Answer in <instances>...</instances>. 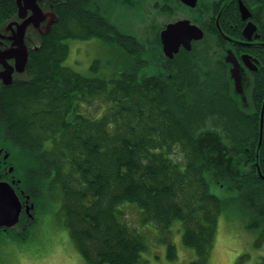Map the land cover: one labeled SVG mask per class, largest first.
Wrapping results in <instances>:
<instances>
[{"label": "trees", "instance_id": "1", "mask_svg": "<svg viewBox=\"0 0 264 264\" xmlns=\"http://www.w3.org/2000/svg\"><path fill=\"white\" fill-rule=\"evenodd\" d=\"M79 11L78 5L72 29L63 21L28 81L13 84L19 89L7 92L0 105L11 132L38 138L40 184L60 190L70 236L86 263L146 264L141 263L143 237L117 219L118 206L134 203L142 210L141 224L164 233L169 259L175 258L170 228L179 222L182 243L195 254L189 264H205L224 204L210 183L224 191L231 186L232 199L248 206L254 248H264V183L252 171L242 174L238 164L229 172L226 119L221 111L213 120L207 72L200 69L196 83L191 60L169 75H145L142 66L131 63L144 55L137 52L141 41L107 38L96 24L85 26ZM91 38L119 48L132 58L130 64L112 77L101 73L97 61L91 76L67 68L65 41ZM223 104L218 95L217 108ZM92 105L103 109L99 117L96 107L82 114ZM175 154L180 161L172 160Z\"/></svg>", "mask_w": 264, "mask_h": 264}, {"label": "flooded vegetation", "instance_id": "2", "mask_svg": "<svg viewBox=\"0 0 264 264\" xmlns=\"http://www.w3.org/2000/svg\"><path fill=\"white\" fill-rule=\"evenodd\" d=\"M78 5L85 26L96 24L107 38L125 35L142 42L137 52L144 55L131 63L142 66L145 75H169L168 71H180L192 60L197 68L193 80L201 83L199 70H205L208 77L204 83H208L212 95L213 120L221 116V111L226 119L224 140L229 172L232 174V165L238 164L242 174L252 171L259 178V169L264 176V0H34L24 10L18 8L16 0H0V73L15 66L17 54L11 53L8 58L4 55H10L16 28L28 22L23 25L21 44L26 49L25 70L29 74L37 65L38 55L46 49V42L54 45L52 39L63 21L72 29L70 20ZM51 16L54 21L47 29ZM125 16L142 18L137 35L122 30L124 25L119 19ZM32 18L38 21L37 25H32V21L29 24ZM180 23L186 27L189 39L184 40L181 32L173 35L166 41L172 56H166L161 34ZM117 50L129 65L132 58L128 61L125 53ZM26 74H13L12 83H23ZM19 87L0 83V102L7 99V92ZM218 95L224 99L222 110L216 105ZM92 106L83 109L87 111ZM95 107L99 117L103 109ZM1 108L2 105L0 182L7 183L20 201L16 226L22 233L34 225L40 199L39 143L36 136L11 132L3 122ZM82 114L85 115L84 111ZM259 180L264 183L261 177ZM227 191L235 195L231 186ZM10 236V229L0 228V240Z\"/></svg>", "mask_w": 264, "mask_h": 264}, {"label": "rangeland", "instance_id": "3", "mask_svg": "<svg viewBox=\"0 0 264 264\" xmlns=\"http://www.w3.org/2000/svg\"><path fill=\"white\" fill-rule=\"evenodd\" d=\"M123 31L137 35L142 18L125 16L119 19ZM69 53L63 62L73 71L91 76L90 66L96 61L106 77L115 75L127 62L116 47H110L95 39L84 43L66 40ZM107 62V65L105 64ZM116 67V68H115ZM91 109H83L85 115ZM100 111V110H99ZM172 160H179L173 155ZM40 199L35 213V223L27 232L0 240V264H87L71 239L66 223L65 210L61 207V192L56 187L47 188L40 184ZM210 191L223 199L216 235L205 264H262L264 248H254L256 232L249 229L251 220L248 206L232 199L233 194L210 183ZM227 198H231L228 200ZM142 210L134 203H124L117 207V219L131 231L144 239L146 250L141 254V263L146 264H189L195 260L191 248L182 243V227L179 222L171 225V242L175 248V258L167 257V244L164 233L152 224H141Z\"/></svg>", "mask_w": 264, "mask_h": 264}, {"label": "water", "instance_id": "4", "mask_svg": "<svg viewBox=\"0 0 264 264\" xmlns=\"http://www.w3.org/2000/svg\"><path fill=\"white\" fill-rule=\"evenodd\" d=\"M34 0H16L17 6L19 9H25L27 6H29ZM33 8V7H32ZM33 13V12H32ZM53 15V14H51ZM54 16V15H53ZM51 16L48 24L47 29L50 27V25L53 23L54 17ZM32 21V25H37L38 21L35 20V18H32L29 22V24ZM28 22H25L19 26V28L14 31L12 40H11V49H9L10 55H4L5 58L11 57V53L17 54V60L15 62L14 68H10L9 71L5 70L0 73V83H3L4 85H10L13 82V74H16L18 77H20V74L25 72V64L27 61V53L26 49L21 44V39L23 38V33L25 27L23 25H27ZM186 27L183 25V23L176 24L169 26L167 31L161 34L162 41L164 42V51L165 55L171 57L170 51L167 50L168 45L166 44V41H168L169 38H172L173 35H175L178 32H181V37L184 40H188L189 38L186 36L185 33ZM174 51H176V47L173 48ZM20 50V53H19ZM22 51V52H21ZM20 55V58H19ZM258 175L261 177V179L264 180V176L261 175L259 169H258ZM21 211V204L14 193L13 189L5 182H0V228L5 229H14V226L19 221V214Z\"/></svg>", "mask_w": 264, "mask_h": 264}]
</instances>
